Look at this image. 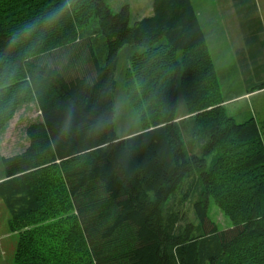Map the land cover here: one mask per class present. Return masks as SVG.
I'll return each instance as SVG.
<instances>
[{"label":"trees","instance_id":"obj_1","mask_svg":"<svg viewBox=\"0 0 264 264\" xmlns=\"http://www.w3.org/2000/svg\"><path fill=\"white\" fill-rule=\"evenodd\" d=\"M152 7L132 24L106 0H0V133L41 111L0 155L14 264H264V126L228 113L192 0Z\"/></svg>","mask_w":264,"mask_h":264},{"label":"rangeland","instance_id":"obj_2","mask_svg":"<svg viewBox=\"0 0 264 264\" xmlns=\"http://www.w3.org/2000/svg\"><path fill=\"white\" fill-rule=\"evenodd\" d=\"M106 2L113 12H118L122 6L129 5L132 24L137 19L152 14L153 0H106ZM255 3L259 8L258 13L264 19V0H255ZM193 5L206 32V43L215 65V73L219 76L220 97L225 100L228 113L238 122L255 117L260 125L264 126V88L251 92L256 84L264 81V69L251 70L252 58L245 68V76L239 68V58L243 55L248 57L250 50L254 51L253 48L249 49L251 43H256V55L264 63V45H260V40H264V32L260 37L250 38L239 35L238 31L239 25L248 28L247 25L251 21L249 15L255 11L237 15L230 0H193ZM224 29L227 35L224 34ZM235 96L240 97L227 100ZM115 101L116 133L119 136H127L137 132L141 128L138 115L125 102L123 95L119 96V92L115 94ZM39 117L40 112L35 102L19 105L0 133V155L12 156L21 152L28 143L26 126ZM191 212L189 211V216ZM211 217L220 228L229 224L227 217L213 203ZM9 218V210L0 197V264H14L19 235L18 232L9 229Z\"/></svg>","mask_w":264,"mask_h":264},{"label":"crops","instance_id":"obj_3","mask_svg":"<svg viewBox=\"0 0 264 264\" xmlns=\"http://www.w3.org/2000/svg\"><path fill=\"white\" fill-rule=\"evenodd\" d=\"M249 1L252 2V4H253L252 10L255 11V13H250L249 16H251V18H249V20H251V21H256L257 20V23L259 25V28L257 29L258 34L256 36L258 37V36H261L262 33L264 32V19H263L262 15L258 13L259 8H258L257 3H255V0H249ZM192 2H193V0H192ZM230 2L232 3V9L235 11V13L237 15L238 14L239 15H242L244 13V8L242 6L245 3H247L248 1L247 0H230ZM199 21H200V19H199ZM239 28H240V29H238V31H240L239 32V35H242L244 37H250V38L253 37V34H254L253 31H255V30H252L251 27H249V28H242L241 25H239ZM228 29L229 28H227V30ZM223 31H224V34L227 35V33L225 32L226 29H224ZM263 43H264V41H263ZM251 48L252 47H250L249 49H251ZM251 58H252V52H250V55L248 57L245 56V55H243V56H241L239 58V63H240L239 68H240V70H241V72H242V74L244 76H245V72H244L245 71V68L249 65L248 62L250 61ZM251 62H252L251 70L254 69V68L262 69L264 67V63L262 62L261 59L257 60V59H253L252 58V61ZM247 70H246V72H247ZM244 79L247 80L246 77ZM240 96H243V95H240ZM240 96H235V97L229 98L227 100L230 101V100L236 99V98H238ZM37 108H38V106H37ZM39 112H40V117L38 119H36V120H41V111L39 110Z\"/></svg>","mask_w":264,"mask_h":264},{"label":"bare ground","instance_id":"obj_4","mask_svg":"<svg viewBox=\"0 0 264 264\" xmlns=\"http://www.w3.org/2000/svg\"><path fill=\"white\" fill-rule=\"evenodd\" d=\"M146 47H147V45H146ZM102 64V63H101ZM128 94V93H127ZM139 110V109H138ZM70 159V158H69ZM61 162V161H60Z\"/></svg>","mask_w":264,"mask_h":264}]
</instances>
